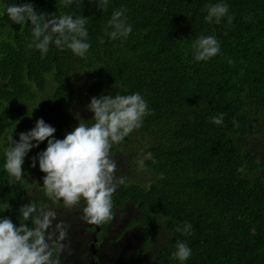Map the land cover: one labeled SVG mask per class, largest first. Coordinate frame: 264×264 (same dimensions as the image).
<instances>
[{"label":"trees","instance_id":"1","mask_svg":"<svg viewBox=\"0 0 264 264\" xmlns=\"http://www.w3.org/2000/svg\"><path fill=\"white\" fill-rule=\"evenodd\" d=\"M12 2L0 0V136L18 139L43 118L62 139L79 117L91 119V97L140 92L149 108L142 126L109 151L116 164L111 214L113 206L138 210L130 225L142 227L139 252L156 264H179L172 256L178 240L192 249L185 264H264V0H223L229 11L219 23L205 16L220 0H30L49 13L87 17L91 47L83 57L54 44L43 55L30 47L31 25L14 24L4 12ZM117 9L132 32L112 40L105 28ZM201 35L215 36L220 52L197 62L193 44ZM221 113L223 123H212ZM124 159L150 175L130 181ZM3 163L2 154L0 215L23 223L19 209L31 204L30 227L49 207L63 221L85 219L83 199L67 204L34 180L45 174L38 163L31 167L29 154L21 178ZM28 190L34 195L26 199ZM185 221L189 234L177 231ZM160 227L166 242L153 253L148 236ZM48 245L55 264H64L58 246Z\"/></svg>","mask_w":264,"mask_h":264},{"label":"clouds","instance_id":"2","mask_svg":"<svg viewBox=\"0 0 264 264\" xmlns=\"http://www.w3.org/2000/svg\"><path fill=\"white\" fill-rule=\"evenodd\" d=\"M101 3L106 4L107 0H101ZM228 11L227 3L220 0L208 6L205 20L219 23ZM4 12L14 24L31 25L33 43L30 47L34 46L42 55L48 52L50 44L60 49L66 47L80 57L85 56L91 47L85 27L87 17L83 14L49 13L38 9L30 0L22 3L13 0ZM105 32L112 40L126 38L132 32L124 9L113 11ZM193 49L195 61H206L220 52V44L213 35H201L194 42ZM86 109L92 113L91 119L79 117L76 126L62 139L56 138V128L43 118L37 119L31 129L20 132L18 139L9 136L3 149V167L11 177L21 178L25 158L47 141L46 147L32 157L31 163V167H36L38 163L40 171L45 174L43 187L50 195L63 198L67 204L83 199L86 202L83 209L85 219L99 224L105 223L111 215V197L115 191L113 173L116 164L109 157L110 148L142 126L149 108L140 92L113 95L110 91L91 97ZM223 119V113L211 117L216 125H221ZM238 171L243 172L244 168ZM34 211L31 204L21 206L19 212L24 222L18 224L0 215V264H55L45 238V229L53 213L48 212L43 219L35 217L30 227L27 221ZM191 230L192 225L187 221L177 228L184 234H189ZM191 255L188 243L178 240L173 258L179 264H185Z\"/></svg>","mask_w":264,"mask_h":264},{"label":"rangeland","instance_id":"3","mask_svg":"<svg viewBox=\"0 0 264 264\" xmlns=\"http://www.w3.org/2000/svg\"><path fill=\"white\" fill-rule=\"evenodd\" d=\"M8 137L9 136L1 135L0 140H3L4 144H7ZM4 144H0V155L3 154V149L5 147ZM29 157L31 158L33 157L31 155V152L29 153ZM124 164L126 167V171L124 172V174L127 175L130 181L143 182L145 177L147 175H150L148 171H147V175H141L143 169L133 168L135 167L136 163L131 162L130 164L127 159H124ZM43 176L44 175H35V177L33 178L37 183H40V180L43 179ZM127 182H129L128 179ZM37 194H40V192H38ZM25 195H26L25 198L28 199L34 195V192L28 190ZM76 207L77 205H72L70 207V210L73 211L74 214H77ZM114 209L116 210L119 208L114 207ZM80 210L81 209L79 208L78 213H80ZM50 211H51V207H49V209H45L42 212V219ZM117 212H118V216L121 218L120 221H118L120 223H123V220L129 221V219H134L138 215V210L129 204L125 205L122 210L119 211L117 210ZM51 213H53V215L49 217L50 223L47 229H45V236L47 243H54L56 244V246H58L57 249H59L60 251L61 254L60 256L67 264H71V262L78 261L84 258L85 255L83 251L85 250V243H84L85 240L82 238L80 234V230L84 222L86 223L85 219L84 218L79 219L80 218V214H79L78 217L75 215L74 218H70V220L68 217H66L65 221H63L61 218L62 217L61 213L60 216L56 215L58 214V212L51 211ZM141 230H142L141 227L139 226L135 227L134 236L131 239V244H130L131 247L139 246L141 244L140 243V241L142 240ZM152 232H155V230H153ZM110 235L113 236L114 232L112 231ZM166 238H167V232L164 231L162 227H160L155 232L154 235L152 234L148 236V243L152 247V249H154L153 253H155L154 251L156 250V248H161L165 244ZM103 253H106V251L104 250ZM110 257H112V254L111 256H107L105 254L102 255L101 264H111Z\"/></svg>","mask_w":264,"mask_h":264},{"label":"flooded vegetation","instance_id":"4","mask_svg":"<svg viewBox=\"0 0 264 264\" xmlns=\"http://www.w3.org/2000/svg\"><path fill=\"white\" fill-rule=\"evenodd\" d=\"M123 208L113 209L111 219L105 223L97 224L92 222L86 224L84 222L80 234L85 240V250L83 251L85 257L71 262V264H101V256L104 254L107 256L112 254V257H110L111 264H129L131 256H137V263L135 264H156L152 261V255L149 258L147 253L144 256L143 253L139 252L144 243L143 234L140 241L141 244L131 247V239L134 236V229L137 225H130L133 219L127 220L128 222L124 220L123 223L118 222L121 218L118 216L117 210L119 211ZM112 231L114 232L113 236L110 235ZM104 250L106 253H103ZM63 263L67 264L66 262Z\"/></svg>","mask_w":264,"mask_h":264}]
</instances>
